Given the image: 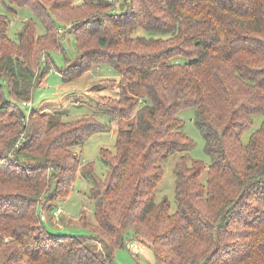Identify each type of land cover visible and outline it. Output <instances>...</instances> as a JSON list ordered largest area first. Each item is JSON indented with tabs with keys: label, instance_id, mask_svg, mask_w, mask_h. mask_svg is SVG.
Returning a JSON list of instances; mask_svg holds the SVG:
<instances>
[{
	"label": "trees",
	"instance_id": "16d2710c",
	"mask_svg": "<svg viewBox=\"0 0 264 264\" xmlns=\"http://www.w3.org/2000/svg\"><path fill=\"white\" fill-rule=\"evenodd\" d=\"M9 1L30 7L45 33L30 18L14 41L0 13V264H116L115 250L135 238L155 264H264V0ZM138 28L159 36H135ZM66 33L78 61L66 55ZM102 65L119 76L100 82L118 88V98H99L110 123L23 105L53 69L67 83ZM187 109L209 163L180 157L172 212L156 189L163 163L195 146L180 114ZM131 119L114 151L100 150L103 177L74 152ZM79 176L91 181L96 223L83 213L90 235L53 234L40 214Z\"/></svg>",
	"mask_w": 264,
	"mask_h": 264
},
{
	"label": "rangeland",
	"instance_id": "374dc122",
	"mask_svg": "<svg viewBox=\"0 0 264 264\" xmlns=\"http://www.w3.org/2000/svg\"><path fill=\"white\" fill-rule=\"evenodd\" d=\"M80 4L82 0H75ZM13 10L11 12L9 10ZM0 13L7 14L10 18L9 37L18 41L19 33L23 30L25 23L33 18L37 22L39 34L45 33L42 24L34 16L32 9L26 7H16L9 0H0ZM135 36L157 37L159 34L148 33L142 28L135 31ZM63 45L66 48V55L73 60L78 61L79 52L76 44V38L73 33H66L63 37ZM52 58L57 67L66 65L65 56L60 51L52 52ZM179 61L184 62L187 59L179 57ZM116 80L119 76L115 69L108 65L99 66L90 72L84 74L75 81L64 83L58 70L53 69L45 78L43 85L39 86L34 94V109L44 110L59 114L64 121L79 119L85 115H95L101 122L110 123V112L101 105L100 97L118 98V88L111 87L108 84H101V80ZM101 105V106H100ZM45 111V112H47ZM181 117L185 121L184 131L191 137L195 146L186 151L173 153L168 160L163 163L164 177L156 189L157 201L167 198L172 212L178 210L175 184V166L182 156L188 159H200L209 163V157L204 151L205 139L200 130L193 122L194 111L192 109L182 110ZM254 128H259L262 123V117L256 116ZM133 123L131 120L113 121L110 132L94 134L85 143L73 148L76 154L80 155L83 162L92 161L95 163V170L99 176H104L107 166L102 161L100 150L107 148L114 151L117 141V134L120 130L129 129ZM248 135L244 141L248 140ZM206 175V174H205ZM91 181L85 180L79 176L71 194L66 198H60L48 204L45 208L47 220L44 221L48 230L53 234H74L90 235L91 232L81 222L80 217L83 213L91 223H96L92 200L89 196ZM60 208L63 213L55 217L54 212ZM130 245L125 248L115 250L114 257L116 264H155L154 253L151 248L140 239H130ZM127 242V243H128ZM133 244L139 245L134 249ZM93 249L97 253H102L104 248L100 244H93Z\"/></svg>",
	"mask_w": 264,
	"mask_h": 264
},
{
	"label": "built area",
	"instance_id": "2783aa9c",
	"mask_svg": "<svg viewBox=\"0 0 264 264\" xmlns=\"http://www.w3.org/2000/svg\"><path fill=\"white\" fill-rule=\"evenodd\" d=\"M23 105H24L25 107H29L30 109L34 106V105H33V102H31V101H29V102H24ZM27 122H28V117L25 119V123H27ZM62 213H63V211H62L60 208H58V209L54 212V215H55V217L57 218V217H59ZM40 216H41V219H42V220H44V221L47 220V216H46V214H45L44 211L41 212ZM127 244L130 245L129 242H128ZM131 247L134 248V249H137V248H139V245H137V244H133ZM139 249H140V248H139Z\"/></svg>",
	"mask_w": 264,
	"mask_h": 264
},
{
	"label": "crops",
	"instance_id": "0c3cea01",
	"mask_svg": "<svg viewBox=\"0 0 264 264\" xmlns=\"http://www.w3.org/2000/svg\"><path fill=\"white\" fill-rule=\"evenodd\" d=\"M44 83V82H43ZM43 83H42V85H43ZM33 105H34V103H33ZM41 111H47L46 109H44V110H41ZM49 112V111H48Z\"/></svg>",
	"mask_w": 264,
	"mask_h": 264
}]
</instances>
